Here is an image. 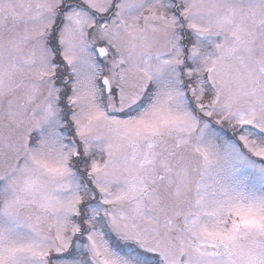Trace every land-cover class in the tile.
Returning a JSON list of instances; mask_svg holds the SVG:
<instances>
[{
  "label": "snow or ice",
  "instance_id": "6c2138e0",
  "mask_svg": "<svg viewBox=\"0 0 264 264\" xmlns=\"http://www.w3.org/2000/svg\"><path fill=\"white\" fill-rule=\"evenodd\" d=\"M0 264H264V0H0Z\"/></svg>",
  "mask_w": 264,
  "mask_h": 264
}]
</instances>
